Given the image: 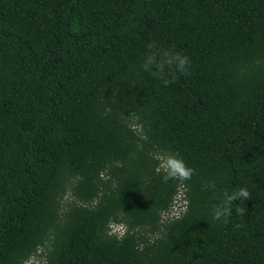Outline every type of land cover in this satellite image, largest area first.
Masks as SVG:
<instances>
[{
  "label": "trees",
  "instance_id": "16d2710c",
  "mask_svg": "<svg viewBox=\"0 0 264 264\" xmlns=\"http://www.w3.org/2000/svg\"><path fill=\"white\" fill-rule=\"evenodd\" d=\"M30 259L264 264V0H0V264Z\"/></svg>",
  "mask_w": 264,
  "mask_h": 264
},
{
  "label": "clouds",
  "instance_id": "9594fccd",
  "mask_svg": "<svg viewBox=\"0 0 264 264\" xmlns=\"http://www.w3.org/2000/svg\"><path fill=\"white\" fill-rule=\"evenodd\" d=\"M150 51L146 54L144 63L142 65L145 71L150 72L153 76L163 79L165 86H168L173 81L163 78L165 67L174 69V72L180 74H187L188 68L191 66V61L185 55L178 52L164 51H151L154 45L148 46ZM155 69V70H153ZM172 74V73H170ZM158 165L156 168L157 173L162 174L164 182L169 180H177L181 183L190 181L195 174V170L188 167L178 155L172 153H161L157 157ZM215 181H208L204 184V190H215ZM251 199V193L246 188H240L232 192H224L223 200L212 208L213 221H219L222 218L227 222V218L231 217L233 209L231 205L234 201ZM238 214H243L242 210L237 207Z\"/></svg>",
  "mask_w": 264,
  "mask_h": 264
},
{
  "label": "built area",
  "instance_id": "2783aa9c",
  "mask_svg": "<svg viewBox=\"0 0 264 264\" xmlns=\"http://www.w3.org/2000/svg\"><path fill=\"white\" fill-rule=\"evenodd\" d=\"M179 197V202L176 203V199L172 202L170 208L162 213L161 218L162 219H170L172 217H177L184 209V202L180 199Z\"/></svg>",
  "mask_w": 264,
  "mask_h": 264
},
{
  "label": "rangeland",
  "instance_id": "374dc122",
  "mask_svg": "<svg viewBox=\"0 0 264 264\" xmlns=\"http://www.w3.org/2000/svg\"><path fill=\"white\" fill-rule=\"evenodd\" d=\"M179 196H180V193L178 192V195L176 196V203L179 202ZM26 264H38L37 260L36 259H30Z\"/></svg>",
  "mask_w": 264,
  "mask_h": 264
}]
</instances>
